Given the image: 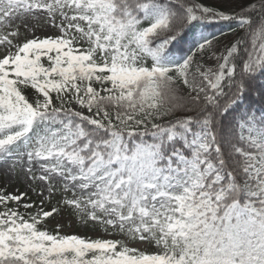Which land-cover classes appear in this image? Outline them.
I'll return each instance as SVG.
<instances>
[{
	"label": "snow or ice",
	"instance_id": "1",
	"mask_svg": "<svg viewBox=\"0 0 264 264\" xmlns=\"http://www.w3.org/2000/svg\"><path fill=\"white\" fill-rule=\"evenodd\" d=\"M260 81L264 0H0V264H264Z\"/></svg>",
	"mask_w": 264,
	"mask_h": 264
},
{
	"label": "rangeland",
	"instance_id": "2",
	"mask_svg": "<svg viewBox=\"0 0 264 264\" xmlns=\"http://www.w3.org/2000/svg\"><path fill=\"white\" fill-rule=\"evenodd\" d=\"M8 184V191L9 192H14V191H25L28 188L27 183L24 182V180L17 178L15 180H13L10 177H5L3 174H0V188H2L5 184ZM29 196L32 197L33 200H37L38 198L36 196L33 195V193L31 191H29ZM57 220L64 224L65 227L63 229L64 232L66 233H78L81 235H89L92 237H96L98 235H100L99 232H101L98 229H92V228H85L83 226H80L79 222L77 220H75V218H72L70 216H68L67 214H65L63 217H57ZM55 221L52 222L51 224H49L51 227H54Z\"/></svg>",
	"mask_w": 264,
	"mask_h": 264
},
{
	"label": "trees",
	"instance_id": "3",
	"mask_svg": "<svg viewBox=\"0 0 264 264\" xmlns=\"http://www.w3.org/2000/svg\"><path fill=\"white\" fill-rule=\"evenodd\" d=\"M206 2H212V0H206ZM216 2L217 3H221V0H216ZM221 29H223V31L225 33V36H221L220 37L221 40H225V39L230 40V39H232V35L229 32L228 27H227L226 24H222V25L215 26L213 28H210L208 31H210V32H216L217 34H219L220 31H221ZM197 32H199V29H197ZM260 82H264V81H260ZM252 98L256 102V105L259 106V101H260L259 96L256 93H253L252 94ZM72 218H74V217H72ZM49 228H52V227L49 225ZM95 230H97V232H98V229H95ZM99 233H100V235L102 234L101 232H99Z\"/></svg>",
	"mask_w": 264,
	"mask_h": 264
}]
</instances>
